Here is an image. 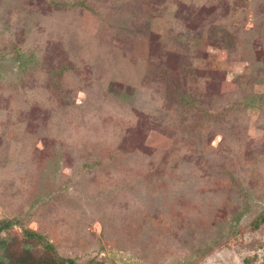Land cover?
Returning <instances> with one entry per match:
<instances>
[{
	"label": "rangeland",
	"instance_id": "obj_1",
	"mask_svg": "<svg viewBox=\"0 0 264 264\" xmlns=\"http://www.w3.org/2000/svg\"><path fill=\"white\" fill-rule=\"evenodd\" d=\"M263 211L264 0H0L8 247L33 228L76 264H264Z\"/></svg>",
	"mask_w": 264,
	"mask_h": 264
},
{
	"label": "trees",
	"instance_id": "obj_2",
	"mask_svg": "<svg viewBox=\"0 0 264 264\" xmlns=\"http://www.w3.org/2000/svg\"><path fill=\"white\" fill-rule=\"evenodd\" d=\"M231 106H236V104L232 103ZM197 110L198 109H195L194 113H196L195 111ZM205 111L207 114V110ZM242 190L244 191L242 193L244 194V200L242 199L241 202L238 201V203H236L238 206L242 203V206L236 209L237 212H235L232 217V222L236 225L229 228L231 230H229L230 232L226 237V240H224L225 242H214L213 245H210L209 248H207L205 253L211 252L214 247L222 245V243H228L227 241L236 232L237 226L242 220L244 214L249 210V194L244 190V188H242ZM242 197L243 196H241V198ZM12 224L13 223L12 221L10 222V220L1 219L0 232L3 229L10 227ZM250 224L255 229L264 224V211L259 213ZM21 233L26 243L23 250H13L7 246L3 238H0V264H5V261L9 262V264H76V260L74 258L61 255L58 252L56 245L41 232L33 228H24ZM1 250H3V252H1Z\"/></svg>",
	"mask_w": 264,
	"mask_h": 264
}]
</instances>
